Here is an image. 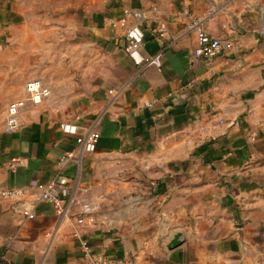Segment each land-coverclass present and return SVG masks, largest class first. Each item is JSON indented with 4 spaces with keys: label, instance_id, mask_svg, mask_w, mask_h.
<instances>
[{
    "label": "crops",
    "instance_id": "0c3cea01",
    "mask_svg": "<svg viewBox=\"0 0 264 264\" xmlns=\"http://www.w3.org/2000/svg\"><path fill=\"white\" fill-rule=\"evenodd\" d=\"M125 9L160 67L129 58L127 24L111 25ZM196 17L234 47L195 56ZM31 79L50 89L37 104ZM63 122L97 132L95 150ZM59 174L64 216L31 194L0 198V264H89L82 239L136 264H264V0H0V187Z\"/></svg>",
    "mask_w": 264,
    "mask_h": 264
},
{
    "label": "built area",
    "instance_id": "2783aa9c",
    "mask_svg": "<svg viewBox=\"0 0 264 264\" xmlns=\"http://www.w3.org/2000/svg\"><path fill=\"white\" fill-rule=\"evenodd\" d=\"M133 15L134 14L131 10L125 9L117 20L111 21V25L117 27L119 25L127 24L124 34L126 44L125 49L134 64L154 65L160 67V54L144 55L141 52L140 48L143 43L144 32L137 22H129ZM189 26L196 31V46L193 50L195 56L215 57L220 54L222 50H231L234 47V43L231 40H224L209 35L202 27L201 19L197 17L193 18ZM25 91L27 100L35 104L40 103L50 93V89L39 79L28 80L25 83ZM109 92H112V90ZM24 103V100H15L8 105L4 124V130L6 132H13L19 127V110L24 106ZM214 122L213 127L224 123L221 118ZM60 129L65 134L74 137L75 143L80 147L82 152L91 153L95 150L99 138L97 132L90 131L81 134L79 132V127L71 122L61 123ZM202 132H204V129H202ZM69 157H71L70 154L63 157L60 164H63ZM68 188V178L59 174L51 180L36 183L31 187H0V198L21 201L27 194H31L34 202L50 204L53 206L57 214L64 216L67 211L65 202L68 197ZM88 212H90L89 207L86 204H82L80 214L75 216V223L77 225L84 224V214ZM23 213L29 218L33 217V214L29 212L28 209H24ZM80 244L83 254L88 259L89 264H136L131 257L110 260L105 256L92 254L88 243L84 239L80 240Z\"/></svg>",
    "mask_w": 264,
    "mask_h": 264
},
{
    "label": "water",
    "instance_id": "95a60500",
    "mask_svg": "<svg viewBox=\"0 0 264 264\" xmlns=\"http://www.w3.org/2000/svg\"><path fill=\"white\" fill-rule=\"evenodd\" d=\"M204 57H205V56H204ZM179 237H180V234H179V233H176V234L173 236V238L171 239V241H170L168 247H169V248H172V247H176V246H178V245L181 243Z\"/></svg>",
    "mask_w": 264,
    "mask_h": 264
},
{
    "label": "rangeland",
    "instance_id": "374dc122",
    "mask_svg": "<svg viewBox=\"0 0 264 264\" xmlns=\"http://www.w3.org/2000/svg\"><path fill=\"white\" fill-rule=\"evenodd\" d=\"M73 39H80V37H79V35H76V37L74 36ZM41 81H42V80H41ZM79 84L81 85L80 82H78V83L73 82V87H74V89H69V92H70V93H73L74 91H77V90H78L77 88H80V86L78 87Z\"/></svg>",
    "mask_w": 264,
    "mask_h": 264
}]
</instances>
